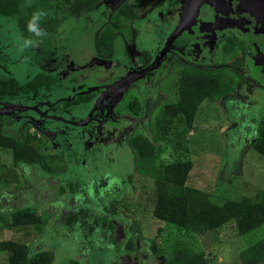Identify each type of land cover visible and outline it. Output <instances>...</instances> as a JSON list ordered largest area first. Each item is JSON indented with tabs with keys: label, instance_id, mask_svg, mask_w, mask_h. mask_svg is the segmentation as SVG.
Instances as JSON below:
<instances>
[{
	"label": "rangeland",
	"instance_id": "1",
	"mask_svg": "<svg viewBox=\"0 0 264 264\" xmlns=\"http://www.w3.org/2000/svg\"><path fill=\"white\" fill-rule=\"evenodd\" d=\"M64 1L43 0L37 14L44 18L51 17L55 14L54 11L58 10L56 3H63ZM126 1L138 13L137 18L128 20L118 13V10L125 5V0H102L108 9L107 12L98 14L92 11L80 18L77 14L71 15V13H64L61 10L59 16H62L64 20L60 28L41 36L42 43L39 44L36 43L35 39L25 38L24 40L29 41L25 47L30 53L31 51L35 53L40 45L54 50L55 59L61 65L59 71L65 70L62 73L65 75L63 82L68 85L72 83V77H75L76 85H84L90 81L91 83H98L100 78L96 75L100 71L102 72L103 68L93 67V65L104 61L107 65L105 68H111L113 59L100 60L101 58L94 56L96 32L87 31L86 25L105 22L107 20L105 15L110 10L114 13L111 19L119 16L121 21L128 26V31L120 33L118 36L114 49L115 56L121 57H124V54L119 53L126 50L125 58L121 59L126 64V71L136 70L141 65H147V63L150 69L162 64L158 71H162L158 86L150 82L152 88L149 90L151 92L157 90L155 97H160L154 105L152 112L154 114L158 106L166 102L163 97L166 95V91L173 90L177 79L174 75L165 74L166 63H161V60L155 61V63L154 61L149 62L148 52L138 51V53H134L131 48L136 44L135 39H137V34L141 32L140 25L144 21L140 47L145 44L151 47L153 42L166 39L169 27L168 25L153 27L155 19L151 23V18H146L148 11L152 8L146 0ZM176 1L164 0L166 4L164 9L170 11ZM163 5L161 1V8ZM158 9L159 7L155 8V10ZM162 11L158 13V16ZM124 41L129 43L128 46H125V49L120 47V43ZM235 53L237 54V52ZM25 55L18 17L15 15L0 17V69L23 81L24 72L28 66ZM215 60L214 63L223 65L221 63L224 61V57H218ZM173 63L176 65L175 62ZM70 67L73 68L71 72H69ZM35 68L36 66L30 67L32 71ZM106 74L109 75L110 73L107 72ZM155 74L153 71L150 76H147L148 74L142 76L145 79L152 80L158 73L155 72ZM143 78L140 81H143ZM130 79L133 80V77ZM130 79L125 80V82L130 81ZM232 79H227V82L231 85L230 95L217 102L204 101L200 105L190 131L182 137H172L165 141L166 150L161 155V159L167 162L192 161L193 166L190 171L189 182L209 190L215 200H222L224 197L236 198L237 196L252 195L256 190L264 189V156L252 147L258 121L264 116V106L259 104L264 93L261 92L260 87L252 85L243 78L244 84L241 83L239 89H242L248 97L244 101L238 96V91L235 92L237 84L241 80L240 77L235 80ZM140 85L142 86L143 83H140ZM125 89L120 93L117 90L103 92L93 102L96 106V113L103 118H109L116 111L120 114L116 115V119H123V122L118 126H116V120L113 123L99 122L98 127L94 128L100 130L104 126V130L107 131H104V133L99 132L95 138L90 134L91 131H87L86 125L79 124V126L74 127L67 122L69 119L75 118L82 120V117L88 113L90 106L92 107V103H84L82 107L71 110L58 109L54 114L59 118H53V120L45 121V123L39 122L37 129L29 124V129L26 131V136L30 140L36 135L38 139L36 143L44 144V151L48 153L50 149L58 151L60 157L50 159L54 167L61 169L56 173H62L69 169L83 170L77 174H81L80 180L86 187L88 196L90 195L96 203L108 192L107 189L112 187L109 182H112L116 177L120 178V175L117 176L111 171L115 164L122 165L124 158L131 162L129 157H124V154L126 156L131 153L134 155L132 148L128 146L125 139L131 129V122H126L131 116L125 112L129 111L127 102L130 99L137 98L142 102L145 100L144 96L141 95L144 90L142 88L140 92L134 85L128 94H125ZM70 92L71 89L66 86L60 87L57 91H53V98L62 96L61 93L70 95ZM151 95L153 94L151 93ZM117 101L119 103L115 106L114 103ZM113 105L115 108H113ZM14 108L19 109L18 106H9L7 110H13ZM152 116L149 115L148 120L137 118L134 121V127L130 137H128L129 141L138 135L141 139L149 143L152 142L151 128L148 125V122L153 119ZM73 130H78V132ZM42 132L47 137L49 136L48 142L51 140V144L46 145L47 139ZM57 140L59 142L55 144ZM47 146L50 148L48 149ZM63 160L67 164L66 169H63L65 167ZM85 169H87V172L84 171ZM121 171H123V167ZM0 172H6V177L10 178L9 183H0V240L24 241L28 244L29 252L34 253L42 248L41 244L44 245L46 235H50L49 240H51L55 236V232L57 235L60 232L44 228V231L38 234L34 232L32 226L24 229L10 228L4 225L3 215L24 204H33L39 215L43 217L48 215L49 217V207L45 205H43L45 207H40V204L47 200L45 196L47 189L52 190L57 186L54 187L53 179L39 176L40 174L48 175L39 167L23 165L18 168L13 162L11 151L1 147ZM126 177H128V181L121 183V192L114 191L108 194L109 199H119L126 190L127 185L130 186V195H125L123 200L112 205L123 217L122 220L115 217L116 221H113L115 228L112 232L114 234L112 243L117 250L120 249V245L131 249L134 244L133 240H135V238L132 239V235L137 232L139 240L138 238L136 240L140 245V257L143 264H163L162 259L165 260L171 254L170 251L177 242L192 244L198 252H203L209 257L211 264H242L239 256L240 251L264 237V225L247 234L238 235L233 229L234 226L230 223L225 224L219 231L191 235L185 230L178 229L174 224L158 219L154 213L156 193L158 192L153 181L139 167L136 166ZM56 180L59 181L58 185L62 183L61 179L56 178ZM42 182H47L45 183L47 185L41 186ZM120 215H117V217H120ZM126 226L129 229L128 238L124 232ZM82 234L71 238L57 236L44 245L43 248L49 250L53 255L50 264H67L71 258L75 260L72 264H111L115 261L117 253H115L114 247H111L112 243L107 242L106 239L103 240L106 236L103 231H98L97 227L91 231L83 230ZM81 239H84V241ZM142 239L150 241L148 247L142 243ZM7 259L8 252L0 250V264H7Z\"/></svg>",
	"mask_w": 264,
	"mask_h": 264
},
{
	"label": "trees",
	"instance_id": "2",
	"mask_svg": "<svg viewBox=\"0 0 264 264\" xmlns=\"http://www.w3.org/2000/svg\"><path fill=\"white\" fill-rule=\"evenodd\" d=\"M42 2L43 0H0V17L17 16L22 37L36 39L42 43L41 36L60 28L64 20L57 11L51 17H40L37 12ZM93 2L96 0H92ZM64 7L66 8L63 12L67 13L68 7L66 5ZM58 8L62 9V4L58 5ZM34 14L38 16L35 21L38 34L30 32L27 27ZM119 14L128 20L138 16V13L127 3ZM124 24L126 23H123L119 16H115L96 36L95 46L98 56L111 55L116 34L118 31L125 32L122 29ZM31 53L34 59L26 58L28 66L23 81L0 69V99L18 98L26 104L43 102L41 106L46 107L49 104L45 101L51 100L50 93L65 87V84L57 75L46 71L53 56L51 49L42 45L37 53L34 51ZM31 66H36L34 71L30 69ZM226 68L201 64L183 69L175 87L176 100L165 103L156 113L152 125V142L149 143L140 137L134 138L131 142L136 153V166L153 181L158 192L154 207L155 215L158 219L174 224L178 229L185 230L191 235L219 231L227 223L234 226L236 234L244 235L264 225V189H258L252 195L215 200L209 190L189 182L192 161L167 162L161 159V154L166 150L165 141L175 136H184L190 131L204 101L217 102L230 94L231 85L227 82L229 74ZM95 95L92 90L85 94H73L69 100L57 102L54 109L59 107L63 110L76 109L79 103L90 102ZM129 105L133 113H139V102H130ZM20 122L22 121H17L9 114H0V147L11 151L13 162L18 168L27 165L39 167L48 173L60 171L61 169L51 164L50 155L44 151L45 145L36 143L38 141L36 135L31 140L27 138L28 124H25L21 133L18 132ZM252 147L264 156V116L258 121ZM6 174L0 172V183H9L10 178H7ZM85 188L79 180L69 181L60 187L59 195L66 209L69 208L68 199L83 194ZM113 202L115 201L106 207L105 214L115 213ZM32 205L24 204L10 210L8 214L5 213L4 225L17 229L32 226L34 232L42 233L49 217L39 215ZM75 214L77 222H81L83 218ZM60 215L58 209L55 217ZM73 218L74 216H69L65 223L73 225L75 230L83 228L81 225H74ZM97 218H91L89 222L98 221ZM107 226H111L109 220ZM63 235L67 236L66 233ZM0 250L8 252L7 264H50L53 259L49 250L43 248L30 253L26 242L14 239L0 240ZM170 253L165 260L163 259V264H211L209 257L203 252H198L192 244L177 242ZM239 256L242 264H264V237L242 249ZM74 261L72 259L67 264H72Z\"/></svg>",
	"mask_w": 264,
	"mask_h": 264
},
{
	"label": "flooded vegetation",
	"instance_id": "3",
	"mask_svg": "<svg viewBox=\"0 0 264 264\" xmlns=\"http://www.w3.org/2000/svg\"><path fill=\"white\" fill-rule=\"evenodd\" d=\"M146 1L148 2L149 6L151 5L152 7L151 10L148 11L146 18L150 17L151 23H153V19H155V24L154 25L152 24L153 27L168 25L169 27L168 35L164 40L153 42L151 47H148L146 44L143 47H140V37H141V32H143V26L145 23L144 21V23L140 25L141 32L137 34V39H135L136 44L131 48L132 52L138 53V51L139 52L146 51L149 54L148 56L149 62L154 61L155 63V61L158 62L161 60V63H166L165 74H168L169 76L174 75L176 79H178V76L180 75L181 71L185 69L187 66L193 67V65L199 66L201 64L217 66L220 68H223L225 66L228 69H230L227 72L229 74L228 79H232L234 77V79L232 80H235L238 77H240L241 80L240 82H238L235 92L238 91V96L244 99V101L248 99V97L245 93H243L242 89H239L241 83L244 82L243 78L248 80L252 85L256 87H260L259 89L261 90L262 93H264V0H177L170 11L164 9L166 6L164 0H146ZM161 1L164 4L162 8L160 6ZM64 2L56 3V7L58 9L57 12L59 13L61 10L66 8L64 7V5H66L68 7L67 13H71V15L77 14L78 18H80L84 14H89V12L92 11H95L94 13H98V14L108 11L106 5L104 4V2H102V0H96V2L93 3L92 0H65ZM126 3L127 1L125 0V4ZM60 4H62V9L58 8V5ZM156 7H159V9L155 10ZM121 9L122 8L118 10V13H120ZM161 10L163 11L158 16V13ZM113 14L114 13H112L109 10L107 15H105L107 16L108 21L106 20L105 22H100V23L97 22L96 24H91L88 26L86 25L87 31L96 32V36H97L110 23L111 16ZM162 22L163 24H161ZM122 29H124L125 30L124 33H126L128 31V26L124 24L122 25ZM120 33L122 34L121 31H118V33L116 34L115 44L116 41L118 40V36L120 35ZM25 38L27 37L25 36L24 38L22 37L23 47L26 53L25 56L26 58L34 59L33 56L31 55L32 53L30 54V52H28L27 47H25L26 46L25 44L26 40H24ZM36 43L39 44L40 41L36 40ZM128 44H129L128 42L124 41L123 43H120V47H124L125 49V46H128ZM39 47H42V45H40ZM39 47H37V51ZM94 48H95L94 56L96 58L99 59L101 58L100 60H107L110 58L113 59V66L111 68H105L107 65H105L104 61L96 63L97 65L96 64L93 65V67L98 66L100 68L101 67L103 68V71L102 72L100 71L96 75L99 76L100 78V81L98 83H91L90 81L89 83L86 82L84 85L82 84L76 85L75 83L76 79L75 77H72L71 78L72 83L70 85L64 83L67 88L71 89L70 92L71 94L64 95V93H62L61 94L62 96H59L58 98H53L54 93L53 92L50 93L51 97L49 98L51 100L45 101V103L49 104L50 107L47 105L46 107L41 106L43 105L42 104L43 102L41 104L38 103L26 104L23 103L18 98L12 99L8 97L7 98L4 97L0 99V114H9L10 116L14 117L17 121L21 120L22 122H20V127L18 129V132L20 133L22 131V128L25 126V124L28 125L32 124L33 127L37 129L39 122L45 123V121H51L53 120V118L55 119L59 118L56 117L54 113L55 111L61 108L59 107L54 109V106L56 107L57 102L60 103L63 100H69L73 96V94H81V93L85 94L86 92L91 90L96 93L92 101L79 103L77 105V108H79L82 107L84 103L93 104V102L97 100L98 97H100L101 93L106 91L117 90L118 93H120L123 89L126 88L125 94H128V92L131 90L132 86L134 85L137 87V89H139V91L142 90L143 88L144 92L141 91L140 92L142 97L144 96L145 100H143L142 102L137 98L130 100L128 99L129 101L127 102V105L129 111L125 112L131 116L126 121V122H131L130 125L131 129L130 132L126 135L125 139L128 146L132 148L134 155H132L131 153L130 155L126 156L124 154V157H129L131 162H128L124 158L122 165L115 164L113 170L111 171L117 176L120 175V178L116 177L112 182H109L112 187L107 189L108 192H106L105 195H103L97 201V203L92 200L90 195L88 196L87 189L85 188V190L83 189L84 191L83 194L68 199L67 205L69 206V208L66 209L59 195L60 187L62 185H66L69 181H76V180L81 181L80 180L81 174H77V173L82 172L83 170L75 171L69 169L68 171H63V169L67 168V164L64 160L63 161L65 167L62 169L63 171L62 173L45 172L48 173L47 176H44V174L39 175L40 177L43 176V177H48L49 179H53L54 187L57 186L52 190L47 189V193H45L47 200L41 202L42 204H40V207L47 206L50 209L49 220L45 226V229L53 230V231L55 230L60 232L58 235L55 232V236H53V238L57 236H64L63 235L64 233H66L67 235L65 237L71 238L75 235H83L82 234L83 230L91 231L98 227V231H103V234L106 235L105 238H103V240L106 239L107 242L112 243V238H114V234L112 232L114 231L115 228L113 221H116L115 217L118 218L119 220H122L123 217L120 215V213H118L116 209H114L113 211L115 213L112 214L114 217L109 214L110 212L105 214L106 213L105 210L107 206L109 207L112 201H115L113 202L115 204L123 200L125 195L126 196L130 195L129 194L130 186L127 185L126 190L122 193L119 199L108 198V194L111 192L114 191L121 192L122 190L121 183L128 181V177L126 176L130 174L132 170L136 167L135 164L136 153L133 146L131 145V142L134 138H138L140 136L136 135L133 138H131L129 141L128 137H130L132 128L134 127L133 123L137 118L142 120L143 119L148 120L149 115L150 116L153 115L152 116L153 119L148 122V125L151 128L150 133L152 135V125L156 113L159 111L160 107L167 102L176 100V93H175L176 84L172 91H166V95L163 97V99H165L166 102H163L160 106H158V108L154 111L153 114L152 112L154 110V105L157 103L160 97L159 98L155 97L156 96L155 92H157V90L154 92H151L149 90L150 88H152L150 82H153L158 86L159 80H161L162 77V71L161 72L158 71L160 70L162 64L160 66L153 67L150 69V66L147 63V65H141L136 70L131 69L130 71H126V64L124 63V61L121 60L125 58L126 50L121 51V53H119V54H124V57L115 56L114 53L115 45H114L113 51L109 57H100L97 54L95 41H94ZM51 51L53 56L50 62V66L46 69V71L54 73L63 81L65 75L62 73H64L65 70L59 71L61 65L55 59L54 56L55 51L52 49ZM235 52H237V54ZM218 57L221 58L224 57V61L221 63L223 65L214 63V60L217 59ZM240 60L241 62H239ZM173 62H175L176 65H174ZM116 66L118 67L113 68ZM72 67H70L69 72L73 70ZM153 71L154 74L155 72L158 73L154 79L150 80L143 78L142 75L148 74L147 76H150ZM107 72H109L110 74L107 75L106 74ZM131 77H133V80L130 79ZM141 78H143V81H140ZM129 79L130 81L125 82V80H129ZM140 83H143V85L141 86ZM176 83H178V80L176 81ZM244 90H246V88H244ZM151 93L153 95H151ZM263 100H264V96L262 98V101L260 98L259 104L264 106ZM134 101L139 102L140 104V111L138 114L133 113L129 105L130 102H134ZM118 103L119 101L115 102L114 105ZM114 105L113 108H115L116 106ZM9 106L10 107L18 106L19 109L16 110L14 108L13 110H7ZM95 107H96L95 104H93L92 107L90 106L88 113L84 117H82V120L78 118L69 119V120L67 119L68 124H71L74 127L79 126V124L81 125L83 124L84 126L86 125L87 131H91L90 134L95 138L99 134V132L104 133V131H107L106 129L104 130V126L100 130L94 128V127H98L97 124H99V122L113 123L116 120V126L120 125L121 122H123V119L121 120L116 119V115L118 114L116 111H114L115 113L111 114L109 118L107 117L108 118L107 119L97 114L95 111L96 110ZM87 119L88 121H86ZM91 126H93L92 129H90ZM51 127L53 128V126ZM73 131L78 132V130H73ZM42 134L44 133L42 132ZM177 137H182V136H177ZM48 138L49 136L46 137L47 145L51 144L50 143L51 140H49L48 142ZM58 142L59 141L57 140L55 144ZM48 154L50 155V159H52L53 157H60L56 149H50ZM132 164H134V166H132ZM122 167H123V171H121ZM84 171L87 172V169H85ZM56 178L61 179L63 184L59 183L60 185H58L59 181L56 180ZM109 179L110 178L108 175V181ZM45 183L47 182H42L41 186H46L47 184ZM58 209L61 215L60 217L58 216L55 217V214ZM75 213H77V216L80 215L83 218L81 222H77ZM117 214L120 215V217H117ZM69 216H74L73 218L74 220L73 222H75L74 225L76 226L81 225L83 226V228L80 227L78 230H75L73 225L65 223L66 219H68ZM94 217H98L97 218L98 221L96 220L94 222H89L90 219ZM107 218L111 224L110 227L107 226V221H108ZM127 226L124 229V232L127 235L126 237L128 238L129 229ZM50 237H51L50 235H46L44 237L45 238L44 245H46L48 242L53 240V238L49 240ZM134 238L135 240H133L134 242L133 248L131 249L124 245H120L119 246L120 249L117 250L114 244L113 243L111 244V247H114L115 253H117V258H115V261L112 262L111 264H143V260H141L140 257V245L139 242L136 240V238H138L139 240L137 232L133 233L132 239ZM72 239L74 240L75 237ZM81 240L84 241V239ZM149 242L150 241L142 239V243H144L147 247ZM44 245L42 243L41 244L42 248L40 249H43ZM143 256L145 255L143 254Z\"/></svg>",
	"mask_w": 264,
	"mask_h": 264
},
{
	"label": "clouds",
	"instance_id": "4",
	"mask_svg": "<svg viewBox=\"0 0 264 264\" xmlns=\"http://www.w3.org/2000/svg\"><path fill=\"white\" fill-rule=\"evenodd\" d=\"M38 16L34 14L31 18V20L28 22V30L30 32H36L37 34L39 33V30L36 27L35 21L37 20ZM29 43V41H25V44Z\"/></svg>",
	"mask_w": 264,
	"mask_h": 264
}]
</instances>
